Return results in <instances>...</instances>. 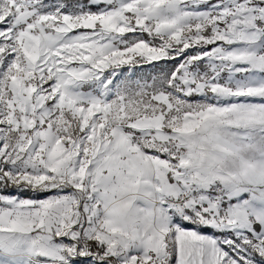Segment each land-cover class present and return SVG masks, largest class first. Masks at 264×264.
Returning <instances> with one entry per match:
<instances>
[{"label":"snow or ice","instance_id":"1","mask_svg":"<svg viewBox=\"0 0 264 264\" xmlns=\"http://www.w3.org/2000/svg\"><path fill=\"white\" fill-rule=\"evenodd\" d=\"M0 264H264V0H0Z\"/></svg>","mask_w":264,"mask_h":264}]
</instances>
